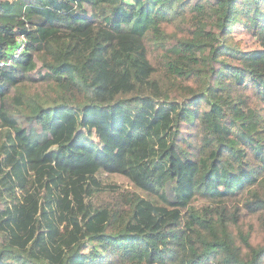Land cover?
<instances>
[{
    "label": "trees",
    "instance_id": "1",
    "mask_svg": "<svg viewBox=\"0 0 264 264\" xmlns=\"http://www.w3.org/2000/svg\"><path fill=\"white\" fill-rule=\"evenodd\" d=\"M18 33L0 264H264V0H0Z\"/></svg>",
    "mask_w": 264,
    "mask_h": 264
},
{
    "label": "rangeland",
    "instance_id": "2",
    "mask_svg": "<svg viewBox=\"0 0 264 264\" xmlns=\"http://www.w3.org/2000/svg\"><path fill=\"white\" fill-rule=\"evenodd\" d=\"M213 2L214 1H216V0H212ZM246 33V31H238L237 33H236V36L238 37V36H242L243 34H245ZM93 139H95L96 137L95 136H93L92 137ZM99 178L103 181V182H105V184H107V183H110V184H112V185H115V186H117V187H119V188H125V187H128V188H134L132 185H131V183H130V181L128 180V178L127 177H125V176H123V175H121V174H114V175H110V174H108L107 175V173H102L100 176H99ZM138 192L140 193V195H146L144 192H142V191H140L139 189H138ZM147 196V195H146Z\"/></svg>",
    "mask_w": 264,
    "mask_h": 264
},
{
    "label": "built area",
    "instance_id": "3",
    "mask_svg": "<svg viewBox=\"0 0 264 264\" xmlns=\"http://www.w3.org/2000/svg\"><path fill=\"white\" fill-rule=\"evenodd\" d=\"M26 43V36L23 33H18L15 38V46L13 51L11 52V54L8 55L6 59L0 61V66L9 65L14 59L19 57L24 51Z\"/></svg>",
    "mask_w": 264,
    "mask_h": 264
},
{
    "label": "clouds",
    "instance_id": "4",
    "mask_svg": "<svg viewBox=\"0 0 264 264\" xmlns=\"http://www.w3.org/2000/svg\"><path fill=\"white\" fill-rule=\"evenodd\" d=\"M7 57H8V56H7ZM7 57H6V58H7ZM6 58H5V59H6ZM2 60H4V59H2ZM3 66H4V65H3Z\"/></svg>",
    "mask_w": 264,
    "mask_h": 264
}]
</instances>
